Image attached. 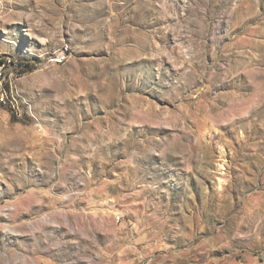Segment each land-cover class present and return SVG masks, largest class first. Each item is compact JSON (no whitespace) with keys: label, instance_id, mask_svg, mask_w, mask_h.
<instances>
[{"label":"rangeland","instance_id":"1","mask_svg":"<svg viewBox=\"0 0 264 264\" xmlns=\"http://www.w3.org/2000/svg\"><path fill=\"white\" fill-rule=\"evenodd\" d=\"M0 95V264H264V0H0Z\"/></svg>","mask_w":264,"mask_h":264},{"label":"built area","instance_id":"2","mask_svg":"<svg viewBox=\"0 0 264 264\" xmlns=\"http://www.w3.org/2000/svg\"><path fill=\"white\" fill-rule=\"evenodd\" d=\"M60 56H68L69 57V49L66 48L65 52L62 53L61 55H59V56H52V57H60ZM50 61H51V58H50ZM9 63L11 64L10 61H9ZM5 65H6V63H4L2 67H4ZM0 102L2 104H7V103H10V100L9 99H3L2 96L0 95ZM120 220H121V217L118 218V221H120Z\"/></svg>","mask_w":264,"mask_h":264},{"label":"bare ground","instance_id":"3","mask_svg":"<svg viewBox=\"0 0 264 264\" xmlns=\"http://www.w3.org/2000/svg\"><path fill=\"white\" fill-rule=\"evenodd\" d=\"M65 52V50L63 51V53ZM61 55V54H60ZM66 59V56H60V57H54L53 58V62L55 63V64H61V63H63V61ZM3 99H7L5 96H3Z\"/></svg>","mask_w":264,"mask_h":264},{"label":"trees","instance_id":"4","mask_svg":"<svg viewBox=\"0 0 264 264\" xmlns=\"http://www.w3.org/2000/svg\"><path fill=\"white\" fill-rule=\"evenodd\" d=\"M23 65V64H22ZM24 66H25V64H24Z\"/></svg>","mask_w":264,"mask_h":264}]
</instances>
